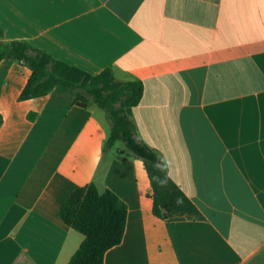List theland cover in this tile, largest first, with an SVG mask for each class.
<instances>
[{
    "label": "crops",
    "instance_id": "0c3cea01",
    "mask_svg": "<svg viewBox=\"0 0 264 264\" xmlns=\"http://www.w3.org/2000/svg\"><path fill=\"white\" fill-rule=\"evenodd\" d=\"M7 41L119 82L141 81L135 136L204 216L160 219L142 160L98 108L0 62V264H68L84 236L60 217L96 182L128 208L105 264H264V0H0ZM121 146V147H120Z\"/></svg>",
    "mask_w": 264,
    "mask_h": 264
},
{
    "label": "trees",
    "instance_id": "16d2710c",
    "mask_svg": "<svg viewBox=\"0 0 264 264\" xmlns=\"http://www.w3.org/2000/svg\"><path fill=\"white\" fill-rule=\"evenodd\" d=\"M14 59L27 66L30 74L19 100L48 95L56 87L77 93L81 107L103 110L111 123L105 150L121 144L123 150L143 161L153 190V213L160 219L185 216L203 220L204 216L185 192L169 176L167 166L155 150L135 136L132 109L142 97L141 81L119 82L111 69L98 74L55 59L50 54L21 41H7L0 27V62ZM3 117L0 114V126ZM120 146V147H121ZM127 205L110 189L96 182L76 189L60 209L61 219L84 236L68 264H105L106 252L119 245L125 233Z\"/></svg>",
    "mask_w": 264,
    "mask_h": 264
},
{
    "label": "rangeland",
    "instance_id": "374dc122",
    "mask_svg": "<svg viewBox=\"0 0 264 264\" xmlns=\"http://www.w3.org/2000/svg\"><path fill=\"white\" fill-rule=\"evenodd\" d=\"M121 145V144H120Z\"/></svg>",
    "mask_w": 264,
    "mask_h": 264
}]
</instances>
